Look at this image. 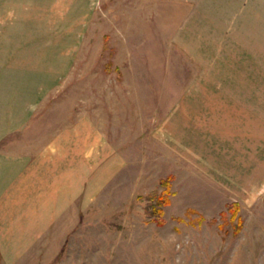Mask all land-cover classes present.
Wrapping results in <instances>:
<instances>
[{
	"label": "rangeland",
	"instance_id": "374dc122",
	"mask_svg": "<svg viewBox=\"0 0 264 264\" xmlns=\"http://www.w3.org/2000/svg\"><path fill=\"white\" fill-rule=\"evenodd\" d=\"M20 29L48 58L0 64L42 93L0 150L41 168L0 264H264V0H0Z\"/></svg>",
	"mask_w": 264,
	"mask_h": 264
},
{
	"label": "crops",
	"instance_id": "0c3cea01",
	"mask_svg": "<svg viewBox=\"0 0 264 264\" xmlns=\"http://www.w3.org/2000/svg\"><path fill=\"white\" fill-rule=\"evenodd\" d=\"M12 31L2 30V32ZM20 32L21 29L18 30L19 34L15 37L0 36V64L46 63L45 59L48 58L47 45H37V38L34 34L29 36V33L28 36H23ZM38 57L41 59L38 60ZM21 77L25 79L26 74H15L10 79L22 80ZM3 80L7 81L4 77L3 79L0 78V87L4 88V91L0 92V96H2L0 98L2 104L0 106V142H4L14 134L24 132L29 127L30 119L37 106V96L40 97L42 94L37 93V91L32 92L28 88L29 85L26 86L27 88L23 85L25 90L21 89V82L18 83L17 81L18 84L12 85L11 82L6 84ZM23 83L25 84L24 81ZM37 159L36 155L31 153L23 155L0 150V239L4 233L2 225L5 223V209L9 208L10 213L7 215L10 218L12 216L13 219L14 210L19 208L22 199L20 193L37 190V169L41 168V165L36 163L38 162ZM16 215L18 214L16 213Z\"/></svg>",
	"mask_w": 264,
	"mask_h": 264
}]
</instances>
